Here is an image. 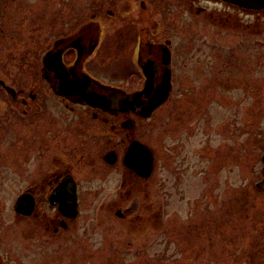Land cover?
<instances>
[{
  "label": "flooded vegetation",
  "instance_id": "obj_1",
  "mask_svg": "<svg viewBox=\"0 0 264 264\" xmlns=\"http://www.w3.org/2000/svg\"><path fill=\"white\" fill-rule=\"evenodd\" d=\"M225 4L65 0L61 18L51 19L46 50L57 59L1 71L3 264H16L10 232L21 247L41 234L57 250L68 246L71 230L79 233L86 211L120 218L132 228L139 227L134 212L162 217L168 118L180 113L181 84L197 73L195 65L180 64L181 10L204 14L224 28L231 22ZM242 10L254 13V30L261 32L264 9ZM243 22L232 19L251 27ZM162 92H168L166 99L150 110V101ZM194 141L178 143L189 155ZM92 202L97 204L87 205Z\"/></svg>",
  "mask_w": 264,
  "mask_h": 264
},
{
  "label": "rangeland",
  "instance_id": "obj_2",
  "mask_svg": "<svg viewBox=\"0 0 264 264\" xmlns=\"http://www.w3.org/2000/svg\"><path fill=\"white\" fill-rule=\"evenodd\" d=\"M64 2L0 0V75L42 63ZM229 17L220 28L181 10L180 64L197 73L181 84L180 113L168 118L162 217L134 212L139 227L132 228L86 211L79 233L71 230L68 246L57 250L38 234L21 242L24 251L10 232L16 264H264V187L257 186L264 177V28L254 30L253 12L225 4ZM190 140L188 155L178 142Z\"/></svg>",
  "mask_w": 264,
  "mask_h": 264
},
{
  "label": "water",
  "instance_id": "obj_3",
  "mask_svg": "<svg viewBox=\"0 0 264 264\" xmlns=\"http://www.w3.org/2000/svg\"><path fill=\"white\" fill-rule=\"evenodd\" d=\"M226 3L244 8V9H251V10H258V9H264V0H224ZM51 59H57L55 55H52L51 52H47L44 57L43 61L47 63ZM61 60V57L58 58ZM170 59V58H169ZM168 92H162L156 96V98L152 99L150 101L151 107L150 110H152L154 107L158 106L162 101H164L167 97ZM262 161L264 164V155L262 157ZM264 171V166H263ZM257 186L259 188L264 187V178L258 182ZM0 264H3L0 261Z\"/></svg>",
  "mask_w": 264,
  "mask_h": 264
}]
</instances>
